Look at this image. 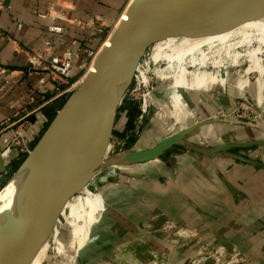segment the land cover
<instances>
[{
	"label": "rangeland",
	"instance_id": "374dc122",
	"mask_svg": "<svg viewBox=\"0 0 264 264\" xmlns=\"http://www.w3.org/2000/svg\"><path fill=\"white\" fill-rule=\"evenodd\" d=\"M129 1L131 0H92V5H98L100 8L89 10L86 8H78L77 3L73 0H58L56 2H50L43 9L39 6L33 9V16L43 20L42 22L46 25L48 32L59 34L63 39V30L66 28L65 25L69 24L78 29L80 28L81 30L84 29L91 32V39H94V42H96L92 44V48H89L84 45V42H86L85 40L81 41L84 37L79 36L73 40L74 44L77 46L74 48L71 46L65 47L67 41L60 39L58 40V45L62 47L59 48L55 47L57 42L53 40L54 43H51V41L48 40L46 41L47 46L43 49L31 47H29V49L19 40L13 39V41H15L16 50L23 54L24 59H26L25 62H27V66L31 69V72H36L40 75L42 73H48L55 85L56 83L58 84V82H63V80L68 82V84L65 83L63 88H60V90L66 89V92L58 97H56L57 92L55 90H53L52 93V91H47L43 88V93H40V95L41 97H45V99L40 97L41 105L49 99L56 97L54 100L57 101H55L54 105L59 108L60 103L67 100L71 94L69 90L73 89L71 85L77 83L89 70L91 60L96 53L99 52L103 43L108 41L106 39L110 36L119 20L124 15ZM4 7H7L5 0H0V8ZM227 21L235 23V26H231L230 29L222 26L226 30L222 29L225 33L221 34H226V31H229L228 34H230V36L224 42H210L206 45L208 49L205 48L206 60L204 63L192 64L191 59H186L184 62L181 61L182 58L179 60L175 56L169 57L176 58L179 62H182L179 70L185 69L187 71L186 75L197 72V70L216 73L239 71V74L243 75L246 70L247 74L250 73L249 79L252 85H255L250 89L253 90V93H250L249 89V92H247L248 90L245 91L244 88H238L242 90V93L237 92L234 97V103L232 102L233 105L231 109L226 108V106H221L219 111L214 113L213 117L217 119V124L210 127L209 130L211 135L203 136L201 134V140V136L198 137V135L190 137V141L195 145L212 144L227 140L236 141L238 139H264V94L260 95L258 93L261 89L257 87L261 84V81L259 80V73L256 70L258 69L256 64H259V62H262L261 64L264 67V27L259 26L260 24H264V12H259L257 10L248 11V9L244 8L172 4L165 15L160 19L154 38L144 56V60L148 64L144 65V68L149 72V76L157 69L156 74L158 75L155 77L157 86L156 90L152 92L153 96L157 93V90H159L158 82L173 81L175 79V72L166 70V62L159 60V62L155 63L153 61L156 39L159 38L163 32H166L167 36H172L175 39L185 38L187 34L190 35V33H193V29L197 26L200 27V32H203V30L208 31L199 36L215 34L218 32L220 24ZM1 33L3 32L0 30V34ZM227 43H229V45L225 46ZM223 46L227 48V51L224 50ZM209 50H213L211 54L208 53ZM219 54L222 56L224 55L220 63L215 61V59H218ZM226 54L230 55L229 59L225 57ZM208 56H210V59ZM7 73L8 69L0 65V91H3L5 86L8 85V81L2 78V76ZM160 74L166 75L167 78L163 79ZM54 80H56V82ZM81 82L82 80L79 83ZM134 83V78H132L122 96L121 102L109 116L111 119L116 115L119 116L122 111L121 106L125 107L126 104L134 103V111H137L138 115L132 130L129 132L127 129L123 131H120V129L112 130L108 138H101L99 144L93 147L91 151L83 157L64 185L65 189L62 191L66 190L65 193L67 194L59 201L60 205L58 202H55L57 206L55 208L50 207L46 216L47 218L45 217L43 219L44 222L42 221L43 225L40 227L39 231L35 233V237H31L28 240L23 250V255L20 256L14 264H64V262H67V264H75V259L79 254L81 258L91 259L92 262L90 264H98L101 255L106 258L109 254V251L106 252L105 242L110 241L112 239L111 237L115 239L116 236L123 237L126 235L125 231L127 229H125L123 225L129 221L137 226H141L142 229H149L151 226L155 225L153 233L157 236L166 235L168 240L173 243L175 249L165 238H159L163 240L164 244L162 246H156V260L161 259L163 264H170V261L173 262L176 257L178 260L180 257V259H186V256L187 260L181 264H259L254 260H259L264 264V221L260 223V229L256 230H261L263 235L249 232L250 238L246 237L244 240L241 238L238 246H234L233 244L231 246V244L229 245L224 242V244L220 243L211 247L214 242L210 246L208 239H210V237L219 238L222 234L217 236L218 234L211 235L207 232L201 233L199 227L196 231H191L189 224L192 215L190 213L188 218H182L185 221L187 220L188 224H184L185 226L180 227L177 224L178 222L175 221L177 218L172 217L170 219L162 215L163 205L162 201H159V194L156 193L155 199H153L151 196L146 195H142V198H140L137 196L136 192H133L132 184H137L138 176L144 177V179L149 178L147 177L149 167L145 169H143L144 167H140V169H137V166H94L100 160L109 159L116 153L128 151L140 146L139 139L142 134L144 132V136L147 134L148 131L146 130L158 119L159 114L162 112L154 109V107H152L153 103H150L149 111L145 119L141 122L139 121V101L133 99L136 93L132 92L135 86ZM171 87L174 86H170V84L166 86V88ZM262 87L264 91V85ZM203 93L208 94L206 90ZM215 95L216 97L222 98L227 96V93ZM212 96L213 95H211V97ZM33 102L34 101H32V104L29 106H21V108L17 110L18 112L15 115V119L10 118L7 121H3L1 126L4 129L0 130V145L4 144L8 138L14 137V134H23V125L27 123L25 121L29 122L31 120L30 118L35 116V112L39 110V108L34 110L36 103ZM45 105L47 108L48 106H52L49 103ZM22 109H26L24 112L29 114L26 118L19 119ZM54 113H52V115ZM198 115L199 108L193 114L195 118H193L192 121H196V116ZM48 119L49 122L45 124L40 135L31 142L30 149L34 147L52 120L49 116ZM11 120L15 121L12 125H10L12 122ZM175 124L169 129L171 133L176 131V128L179 126L187 124V122L183 118H180L177 122L178 127ZM126 134L128 136H125ZM2 136L3 138H1ZM162 137L163 135L155 137L152 139L150 145L153 146ZM147 142L148 141H145L144 143ZM179 149L182 150L184 148L181 146L176 147V150H172L165 155V159H169L171 155L177 154ZM234 152L252 159L264 161V147L235 149ZM1 154L2 152H0V157L4 155ZM22 158L23 157H20L19 162ZM18 164L19 163H17L16 166ZM12 174L13 172L8 173L4 180L0 179V190ZM79 177L89 178V182L86 185L87 189L72 191L76 190L72 189L71 186L76 184ZM255 177L251 179V182L256 181ZM258 177L261 178L260 176ZM123 179H127L125 180L127 182L126 184H129L128 187H125L127 191H123L122 187L116 184L119 183V181L122 182L121 180ZM147 181H149V179ZM158 185H162V182H158ZM154 187L155 186H152L153 189ZM258 188L259 189L255 193L256 198H263L264 186H258ZM156 189L159 190L160 193L163 191L162 188L158 186H156ZM143 192L144 191H142V193ZM84 197H86L84 201L85 204L89 207L91 206L93 210L90 212V217H83V219H79V222H75L72 205L80 202V199ZM149 198H152L151 203L148 201ZM69 202L71 204L67 206ZM149 206L155 208V218L150 217V222L148 223L149 216H147V210ZM59 210H64V212L58 216L52 213L58 212ZM111 225L114 229L113 232L109 231ZM116 225L118 226L116 227ZM148 225H150L149 228L147 227ZM81 226L86 229L85 235L80 233ZM181 229L190 232L184 234L181 232ZM115 241L117 242V239ZM119 241H121V239ZM157 245H161V243ZM45 246L47 248H44ZM174 262L176 263L173 264H180L177 263V260ZM132 263L130 262V264ZM157 264L160 263L157 262Z\"/></svg>",
	"mask_w": 264,
	"mask_h": 264
},
{
	"label": "crops",
	"instance_id": "0c3cea01",
	"mask_svg": "<svg viewBox=\"0 0 264 264\" xmlns=\"http://www.w3.org/2000/svg\"><path fill=\"white\" fill-rule=\"evenodd\" d=\"M56 1L58 0H5L7 7H10L0 8V30L3 32L0 34V65L8 69V73L2 76L3 79L8 81V85L5 86L3 91H0V130L4 129L1 126L3 121H7L10 118L15 119L17 110L21 106H29L34 101L36 103L34 110L38 108L39 110L35 112V116H33L35 118L31 117L29 122L25 121L27 123L23 125L24 139H36V132L40 129L38 128V119L42 115H47V117L49 116L51 118L52 113H57L59 108L54 105L57 100L49 99L47 102H43L44 104H40L41 98H44L40 95V93H43L42 89L45 88L47 91L50 90L53 93L55 83L48 73H42L40 75L39 73L30 71L31 69L28 68L23 54L16 50L13 39L19 40L28 48L35 49L45 48L47 46L46 41L48 40L51 43H54L53 40L57 42L55 47H62L58 45V40L60 39L67 41L65 47L71 46L74 48L77 46L73 40L79 36L84 37L81 41L85 40L84 45L89 48H92V44L96 43L94 39H91V32L84 29L81 30L80 28L78 29L69 24L65 25L66 28L63 30L64 37L62 39L61 35L48 32L46 25L42 22L43 20L33 16V9L37 8V6L43 9L50 2ZM73 1L77 3L78 8H86L89 10L100 8L98 5H92V0ZM234 24L232 22H223L220 24L217 33L207 36L190 33L185 38L175 39L172 36H167L166 32H163L155 41L153 61L158 62L163 58L175 56L179 60L182 58L181 61L184 62L186 59H191L192 64H202L206 60V45L210 42H224L227 40L230 36L228 34L229 31H226V34L222 35L221 33H225L222 29H230L231 26H235ZM259 26L264 27V24H260ZM261 63L256 64L258 68L256 70L259 73V80L261 81V84L259 85L258 83L259 86L257 87L261 89L258 92L260 95L264 94L262 90V86L264 85V67ZM186 73L187 71L185 69H181L175 75L173 81L158 82L159 90H157L152 107L162 112L159 114L158 119L146 130L148 131L147 134L145 136V132L142 134L139 139L140 146L132 148L131 150L150 147L152 146L150 143L155 137L163 135L161 138L163 139L181 129L199 123H202V125L189 136V141L193 135L201 136L200 140L202 135L210 136V127L217 124V119L213 117L214 113L219 111L221 106H226V108L231 109L237 92L242 93V90L239 89L244 88L247 91L255 86L254 84L252 85L249 79L250 73L247 74L246 70L243 75L239 74V71L216 73L197 70V72L189 75H186ZM167 84L174 87L166 88ZM205 90L208 94L203 93ZM221 93H227V96L222 98L216 97L215 94ZM250 93H253V90H250ZM211 95L213 96L211 97ZM46 103L52 106H48L47 108ZM134 106V103L126 104L125 107L121 106L122 111L120 115H116L111 119V131L118 129L123 131L127 129L129 132L132 130L138 115V112L134 111ZM198 108L199 115L196 116V121H192L195 118L193 114ZM24 110L22 109L20 112L21 116L19 119H24L29 114L24 112ZM180 118H183L187 124L178 127L177 122ZM11 121V123L15 122L14 120ZM174 124L178 128L171 133L169 129ZM125 136L128 135L126 134ZM11 139L8 138L4 144L0 145V152L4 154L0 157V179L2 180L5 179L8 173L13 172L16 164L20 163V157L27 155L23 144L18 142L12 143ZM250 140H257V138L238 139L236 141L227 140L212 144H202L201 146L211 148L221 144ZM145 141L148 142L144 143ZM31 142H29V145H31ZM176 147L167 153L176 150ZM167 153L154 161L131 165L137 166V169H140V167H144L143 169L149 167L148 170L150 171L147 172L149 181H147L148 179H144V177L138 176L137 184H132L133 192H136L138 197L142 198V195H146L155 199V194L157 193L160 195L159 201H162L163 205L162 215L170 219L172 217L177 218L175 221L178 222V226L182 227L188 224L187 220L185 221L182 218H188L190 213L192 215L189 224L191 231H196L199 227L201 233L218 234L217 236L222 234L219 238H206L209 240L210 246L214 242L211 247L220 243L224 244V242L229 245L231 244V246L232 244L238 246L241 238L243 240L246 237L250 238L249 232H255L257 235L262 234L261 230H256L260 229V223L264 221V197L257 199L255 193L259 189L258 186H264V168L227 156H206L183 149H179L177 154L171 155L169 159H165ZM253 160L264 164L263 160ZM253 177L256 178L255 182H251ZM125 180L127 179L116 183L117 186L122 187L123 191H127L125 187L129 186ZM160 181L162 185H158ZM226 183L230 184L231 188ZM152 186H155L154 189ZM156 186L162 188L163 191L160 193L156 189ZM83 189L86 190L87 187ZM142 191L144 192L142 193ZM152 198L148 199L150 203ZM85 200L86 197L72 205L75 222H79V219H83V217H90V212L93 209H91V206L89 207L85 204ZM70 204L69 202L67 206ZM63 212L64 210H59L56 213L61 214ZM147 216H149L148 223L150 222V217L155 218L154 207H148ZM125 224L123 227L127 229L125 231L126 235L123 237L116 236L115 239L111 237L112 239L110 241L105 242V249L106 252L109 251V254L106 258L101 255L98 264H130V262L134 264H157V262L163 264L161 259L156 260V246H162L164 244L163 240L159 238H165L173 245L168 240V237L166 235L157 236L154 234L153 228L155 225L150 228V225H148L147 227L149 229H142L141 226H137L130 221ZM109 231H114L112 225ZM181 232L187 234L190 231L181 229ZM80 233L83 235L86 234V229L83 226L80 227ZM116 239L117 242L115 241ZM120 239L121 241H119ZM160 243L161 245H157ZM173 247L175 249L174 245ZM44 248L47 247L45 246ZM180 258L178 260L176 257L173 262L170 261V264L176 263L174 262L176 260L180 264L187 260V256L186 259ZM181 260L184 261L182 262ZM75 261V264H90L92 262L91 259L81 258L80 254L76 257ZM254 261L262 264L259 260ZM64 264H67V262H64Z\"/></svg>",
	"mask_w": 264,
	"mask_h": 264
},
{
	"label": "water",
	"instance_id": "95a60500",
	"mask_svg": "<svg viewBox=\"0 0 264 264\" xmlns=\"http://www.w3.org/2000/svg\"><path fill=\"white\" fill-rule=\"evenodd\" d=\"M175 3L264 12V0H131L108 43L103 44L97 53L93 68L70 94L0 190V264H14L23 255L28 240L35 237L43 225L42 221L53 202L57 201L60 205L59 201L67 194L60 196L74 168L99 144L101 138H108L111 133L109 116L134 78L160 19ZM204 32L208 31L200 32L198 26L193 29V34ZM201 125L181 129L144 149L116 153L94 166L142 164L159 159L172 148L181 146L186 151L213 157L227 156L264 168L261 162L234 152L238 148L264 147V139L208 148L189 141V136ZM226 184L231 188L230 184Z\"/></svg>",
	"mask_w": 264,
	"mask_h": 264
},
{
	"label": "built area",
	"instance_id": "2783aa9c",
	"mask_svg": "<svg viewBox=\"0 0 264 264\" xmlns=\"http://www.w3.org/2000/svg\"><path fill=\"white\" fill-rule=\"evenodd\" d=\"M96 55H97V53H96ZM96 55L91 60L90 66L93 64ZM144 65H148V64L145 62L144 57H143L142 60L139 62L136 70H135V74H134V81H135L134 85L135 86L132 89V92L136 93V95H134L133 99L139 101V112H140L139 121L140 122L143 121L145 119L146 115L148 114L150 103H151L150 98L152 97V92H154L156 90V86H157V81H155V77H157L156 75H158V74H156V72H157L156 71L157 69H156V70H154V72H152V75L149 76V72L145 70ZM87 73H88V71L85 74H87ZM161 75H163V74H160V76ZM66 76H68V75H66ZM54 81L56 82V80H54ZM65 83L68 84V82L66 80H63V82H61V83L58 82V84L56 83L55 88H54V90L57 92L56 97H58V96H60L66 92V89L60 90V88L64 87ZM79 84H78V82L75 84H72L71 87H73V89H71L69 91L72 93L77 88V86ZM56 97L52 98V100L56 99ZM44 99H45V97H44ZM37 122L39 124L38 128H40V129L37 128L38 131L36 132V136L38 137L40 135V132L44 128L45 124L49 122V119L47 116L42 115V117L40 119H38ZM10 125H12V123H10ZM11 138H12L11 139L12 143H15V142L16 143L17 142L22 143L23 148L27 154L32 150V149H30L31 146L29 145V142L34 141L35 138H33L32 140L24 139L22 133H18L17 135L14 134V137H11Z\"/></svg>",
	"mask_w": 264,
	"mask_h": 264
},
{
	"label": "bare ground",
	"instance_id": "6f19581e",
	"mask_svg": "<svg viewBox=\"0 0 264 264\" xmlns=\"http://www.w3.org/2000/svg\"><path fill=\"white\" fill-rule=\"evenodd\" d=\"M124 15H125V13H124ZM124 15L122 16V18H124ZM111 35V34H110ZM109 39V37L106 39V40H108ZM108 43V41L106 42H104L103 44H107ZM227 45H229V43H227L225 46H227ZM225 46H223L224 47V50L225 51H227V48L225 47ZM221 47V46H220ZM219 47V48H220ZM207 48V47H206ZM101 49V48H100ZM99 49V50H100ZM208 49V48H207ZM216 49V48H215ZM212 51L213 50H209L208 51V53H212ZM224 56V55H223ZM223 56L222 55H220L219 54V56H218V59H215V61L216 62H218V63H220V61L222 60V58H223ZM209 57V59H210V56H208ZM226 58H228L229 59V57H230V55L229 54H226V56H225ZM160 61H164V62H166V64H167V66H166V70H168V71H173V72H175V75L178 73V70H179V67L181 66V63L182 62H179L176 58L174 59V58H163V59H161ZM155 62V61H154ZM159 62V61H158ZM209 62V61H208ZM156 63V62H155ZM93 68V64L90 66V68H89V70H91ZM88 70V71H89ZM86 75V74H85ZM84 77L85 76H83V77H81L80 79H79V81H78V83L81 81V80H83L84 79ZM161 77L164 79V78H167V76L166 75H161ZM156 95V94H155ZM155 95H153L151 98H150V101H151V103H154V99H155ZM89 180V178H87V177H79V179L76 181V184H73L72 186H71V188L72 189H76V190H81V189H83V188H86V185H87V183L89 182L88 181ZM65 191L66 190H64V191H61V193H60V195H62V194H64L65 193ZM57 205H56V203H54L52 206H51V208H55ZM47 216V215H46ZM45 216V217H46ZM47 218V217H46ZM44 222V221H43Z\"/></svg>",
	"mask_w": 264,
	"mask_h": 264
},
{
	"label": "trees",
	"instance_id": "16d2710c",
	"mask_svg": "<svg viewBox=\"0 0 264 264\" xmlns=\"http://www.w3.org/2000/svg\"><path fill=\"white\" fill-rule=\"evenodd\" d=\"M65 102H66V100H64L62 103H60V105H59V109L62 108V106L64 105ZM55 115H56V113H54V114L51 116V119H53V118L55 117ZM26 156H27V155H26ZM26 156H24V157L21 159L20 163L14 168L13 173L18 169V167H19V166L21 165V163L24 161V159L26 158Z\"/></svg>",
	"mask_w": 264,
	"mask_h": 264
}]
</instances>
